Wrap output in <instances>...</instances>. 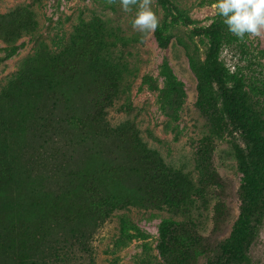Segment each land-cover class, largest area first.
Wrapping results in <instances>:
<instances>
[{
    "label": "rangeland",
    "instance_id": "374dc122",
    "mask_svg": "<svg viewBox=\"0 0 264 264\" xmlns=\"http://www.w3.org/2000/svg\"><path fill=\"white\" fill-rule=\"evenodd\" d=\"M172 2L186 9L195 24L172 29L174 38L162 50L153 32L132 27L138 5L125 12L120 0H0V19L17 12L32 20L30 33L16 42L0 39V94L28 61L42 55L37 82L5 104L12 130L4 151L11 170L6 176L0 168V205H11L12 212H0V264H164L157 252L159 228L170 219L181 225L192 245L186 264L217 259L241 210L243 180L236 152L245 144L225 115L221 113L216 127L199 111L197 75L190 65H202L209 52L208 41L192 36V30L224 23L216 0ZM151 8L159 22L165 20L155 0ZM82 24L93 36L86 39V52L95 49L96 39H104L105 57L122 73L110 103L101 105L96 99L98 93L110 92V81H101L99 73L87 68L85 72L68 53ZM224 26L230 37L220 61L244 84L252 108L264 119V30L239 39ZM48 54L62 59L48 63ZM46 80L50 84L41 86ZM92 136L103 147L120 143L123 136L125 145L133 147L123 153L112 146L114 157L108 151L100 161L108 170L131 165L141 169L142 152L131 146L138 138L167 170L189 182L191 200L177 210L156 196L151 206L141 199L150 184L133 176L109 192L118 200L134 196L135 201L97 225L81 216L35 219L36 189L42 194L75 193L86 184V163L95 168L99 163L90 156L96 147ZM120 177L123 181L125 174ZM9 226L13 229L2 230ZM124 228L140 238L126 243L121 239ZM249 255L255 264H264V223Z\"/></svg>",
    "mask_w": 264,
    "mask_h": 264
},
{
    "label": "trees",
    "instance_id": "16d2710c",
    "mask_svg": "<svg viewBox=\"0 0 264 264\" xmlns=\"http://www.w3.org/2000/svg\"><path fill=\"white\" fill-rule=\"evenodd\" d=\"M155 1L164 12L165 20L159 22L153 35L159 48L166 50L174 38L172 29L191 27L195 22L186 9L173 3L172 0ZM16 13L0 19V39L6 43H14L23 34L30 33L31 18H23L21 14ZM191 35L203 37L209 43L205 62L198 66L195 62H191L190 65L197 75V107L216 127L219 126L221 113L225 115L234 129L241 134L245 144L244 149H238L236 152L238 169L243 180L240 214L229 239L219 246L218 257L210 264H255L249 254L264 223V119L252 108L244 84L232 76L220 61L223 44L230 37L225 26L215 22L208 27L194 28ZM86 39H93V36L90 31H86V25L82 24L73 36V48L68 49V53L73 56L71 58H76L82 64L85 72L87 68L90 72L99 73L101 81H110L111 93H98L96 98L98 104L110 103L113 95L117 93L122 73L119 67H113V62L105 57L108 48L104 39H96L95 49L90 53L86 52ZM179 43L186 47L183 41L179 40ZM101 54L104 57H101ZM37 57L28 61L27 65L20 69L15 81L4 87L0 94V168L4 167L6 176H9L11 167L8 165L7 154L4 151L6 150L4 142L12 129L5 104L17 100L40 78L38 63L42 55ZM61 59L62 55L55 54H48L46 58L48 63H56ZM42 84L48 85L50 82L46 80L41 86ZM109 137L110 135L106 134V139ZM119 140L120 143L110 141L105 145L106 147H103L94 138L96 147L92 149L90 156L91 159L99 160V163L96 168L86 163V169H83L86 170L83 171L84 175L86 174V184H83L80 192L64 190L58 194H42L36 189L34 193L38 192V197L35 196L38 214L35 219L51 221L57 220L61 215L72 220L75 216H81L86 222L97 225L115 211L122 210L135 201L134 196H126L118 200L109 192L111 187L120 185L122 187L127 180L133 179V176L150 184L147 194L141 196V199L151 206L156 196L163 198L165 205L177 210L191 200L192 189L189 182L184 177L167 170L165 164L157 158L158 155L148 151L138 138L136 143L134 141L131 143V146L142 152L138 156L141 169H134V165H131L108 170V166L105 167L100 161L106 157L108 151H110L108 156L114 157L112 146L123 153L130 152L129 146L125 145V138L121 136ZM131 156L132 154L128 156V160H132ZM121 173L125 174L123 181L120 177ZM11 207V205H0V212H12ZM180 226L177 221L170 219L164 221L159 228L157 252L164 264H186L188 261L190 249L187 247L192 245L183 235L184 231ZM12 229L13 227L9 226L2 230ZM136 238H140L139 234L131 235L125 228L122 229L121 239L126 240V243ZM54 258L61 261L68 260V256H54ZM41 264L47 263L43 261Z\"/></svg>",
    "mask_w": 264,
    "mask_h": 264
},
{
    "label": "clouds",
    "instance_id": "9594fccd",
    "mask_svg": "<svg viewBox=\"0 0 264 264\" xmlns=\"http://www.w3.org/2000/svg\"><path fill=\"white\" fill-rule=\"evenodd\" d=\"M125 12L137 6L132 27L140 32H154L159 18L151 8L152 0H120ZM214 7L227 30L239 39L246 34L259 36L264 30V0H216Z\"/></svg>",
    "mask_w": 264,
    "mask_h": 264
}]
</instances>
